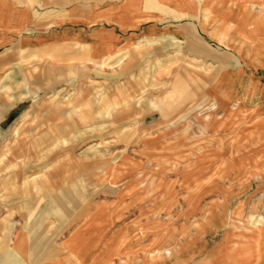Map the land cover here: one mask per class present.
Wrapping results in <instances>:
<instances>
[{"label":"rangeland","instance_id":"374dc122","mask_svg":"<svg viewBox=\"0 0 264 264\" xmlns=\"http://www.w3.org/2000/svg\"><path fill=\"white\" fill-rule=\"evenodd\" d=\"M190 5L178 18L193 38L156 53L51 80L50 59L19 52L0 72V120L19 103L0 123V252L45 264L75 236L125 230L149 244L144 264H264V109L251 100L264 93V0ZM210 87L225 104H209Z\"/></svg>","mask_w":264,"mask_h":264},{"label":"crops","instance_id":"0c3cea01","mask_svg":"<svg viewBox=\"0 0 264 264\" xmlns=\"http://www.w3.org/2000/svg\"><path fill=\"white\" fill-rule=\"evenodd\" d=\"M54 1L47 5V0H0V72L9 66L10 72L15 71L20 52L26 58L50 59L44 74L53 80L57 75L77 73V69L99 64L123 50L144 46V53H156L162 49V42L170 47L173 40H190L194 35L192 22L186 17L178 18L183 9L191 15L192 0ZM20 76H10L11 83L20 80ZM208 93L209 104H225V98L213 88H208ZM258 93L251 100L257 102L254 109L263 111L261 88ZM16 102L3 104L0 123L16 115ZM251 105L241 106L248 109ZM126 233L129 232L121 230L105 236L92 230L75 236L45 264H144V251L149 244L139 250L125 239ZM40 256L39 250L36 256L30 250H6L0 252V264H32L25 260ZM165 263L179 264L170 258Z\"/></svg>","mask_w":264,"mask_h":264}]
</instances>
